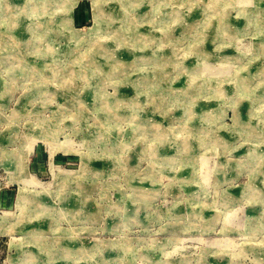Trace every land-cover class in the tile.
<instances>
[{"label":"rangeland","instance_id":"374dc122","mask_svg":"<svg viewBox=\"0 0 264 264\" xmlns=\"http://www.w3.org/2000/svg\"><path fill=\"white\" fill-rule=\"evenodd\" d=\"M0 264H264V0H0Z\"/></svg>","mask_w":264,"mask_h":264}]
</instances>
